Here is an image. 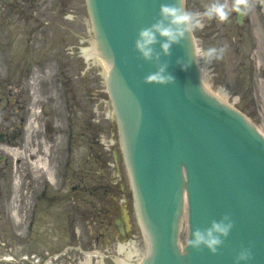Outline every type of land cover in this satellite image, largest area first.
I'll list each match as a JSON object with an SVG mask.
<instances>
[{"label":"rangeland","instance_id":"1","mask_svg":"<svg viewBox=\"0 0 264 264\" xmlns=\"http://www.w3.org/2000/svg\"><path fill=\"white\" fill-rule=\"evenodd\" d=\"M19 1L14 8L0 0V131H7L13 142L7 146L19 152L14 156L0 145V264H85L88 256L92 264H115L125 257L120 244L128 242L137 250L131 261L140 259L145 237L104 64L83 55L95 45L86 0ZM214 3L225 5L227 18L200 16L203 27L192 29L204 83L214 94L223 90L220 98L264 135L262 4L185 0L192 13ZM236 6L244 9L241 26ZM69 13L74 19H65ZM213 47L223 53L206 63L203 54ZM33 108L40 113L28 131ZM15 183L16 218L8 210ZM112 204L119 223L124 226L123 210L128 217L123 240L117 226L102 225L115 216ZM185 238L184 228L183 244Z\"/></svg>","mask_w":264,"mask_h":264},{"label":"water","instance_id":"2","mask_svg":"<svg viewBox=\"0 0 264 264\" xmlns=\"http://www.w3.org/2000/svg\"><path fill=\"white\" fill-rule=\"evenodd\" d=\"M167 2L183 5V0H88L150 239L143 264H234L241 248L251 250L250 264H264V138L241 113L206 92L190 32L170 56L158 41V64L134 50L138 31L159 19L160 5ZM177 59L189 64L187 70H180ZM165 64L174 84L144 83ZM185 196L188 240L212 221L231 218L232 231L215 255L188 242L180 249Z\"/></svg>","mask_w":264,"mask_h":264},{"label":"clouds","instance_id":"3","mask_svg":"<svg viewBox=\"0 0 264 264\" xmlns=\"http://www.w3.org/2000/svg\"><path fill=\"white\" fill-rule=\"evenodd\" d=\"M240 11L239 8L236 9ZM159 19L148 27L141 28L134 41V50L146 62L154 61L158 64L159 54H154L155 45L160 43V50L164 56L171 55L173 45H180L185 36L194 27H203L200 16L216 17L224 20L228 16L225 5L220 3L212 4L204 13H192L184 10L182 3L177 6L175 2L162 3L158 13ZM66 20L74 17L69 13L65 16ZM223 49L215 47L209 48L203 55L205 62H210L213 58L219 59ZM177 64L181 71L187 70L189 64L182 59H177ZM167 65H159L157 71L149 73L144 78L146 84H156L160 86L172 85L175 82L174 76L167 74ZM199 72L206 69L198 68ZM233 228V222L229 216L222 217L219 221H212L204 230L197 229L191 233L188 246L193 249H207L215 255L218 248L228 238ZM252 253L249 248H241L235 255L234 264H250Z\"/></svg>","mask_w":264,"mask_h":264},{"label":"bare ground","instance_id":"4","mask_svg":"<svg viewBox=\"0 0 264 264\" xmlns=\"http://www.w3.org/2000/svg\"><path fill=\"white\" fill-rule=\"evenodd\" d=\"M84 55H85V57L87 59H94V60L102 63V59H101L102 56H101V54L99 52H97V47L95 45H93V47H91V49H89V50L88 49L84 50ZM103 64H104V69H105V73H104L105 74V78H108V75H109V63L108 62H106V63L103 62ZM222 94L225 95L223 90H221V92H218V94H216V95L217 96H221ZM34 114H35V112H34ZM30 124H33L32 121L30 122ZM29 128L30 127H28V130H29ZM31 128H33L32 125H31ZM7 150H8V152H10L14 156H17L19 154V152H17L14 149L7 148ZM33 155H37V154L33 153ZM42 165H43V167L45 169H46V167H48L46 165V163H42ZM33 167L37 168V169H38V167L40 168V166H38L37 164L36 165L34 164ZM15 186H16V189L14 190L11 202L8 205V210H9L10 214L13 215L14 217H15L14 212L17 209L16 202H17V198H18V189H17V184L16 183H15ZM186 218H187V197L185 196L184 217H183V223H185L184 224V228L185 229H186ZM126 245H128V246H120L119 249H118L119 253H124V255H125L124 259H116L115 263L116 264H138L141 261V258L140 259L137 258L134 262H133V260L131 261V256L133 254H135V252L132 250L133 247H132L131 244L130 245L126 244ZM126 248H127V251L124 252ZM128 249L130 251H128ZM148 254H149V241H148L147 236H146L145 251H144L143 255L145 257V256H148ZM92 258H93V256H88V258L86 259V263L85 264H92Z\"/></svg>","mask_w":264,"mask_h":264},{"label":"flooded vegetation","instance_id":"5","mask_svg":"<svg viewBox=\"0 0 264 264\" xmlns=\"http://www.w3.org/2000/svg\"><path fill=\"white\" fill-rule=\"evenodd\" d=\"M5 134H7V133H5Z\"/></svg>","mask_w":264,"mask_h":264}]
</instances>
